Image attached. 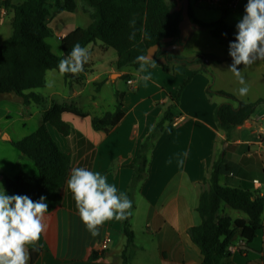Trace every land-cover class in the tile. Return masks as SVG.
<instances>
[{
  "label": "crops",
  "instance_id": "0c3cea01",
  "mask_svg": "<svg viewBox=\"0 0 264 264\" xmlns=\"http://www.w3.org/2000/svg\"><path fill=\"white\" fill-rule=\"evenodd\" d=\"M1 1L0 43L12 32L11 19L13 16L12 9L2 6ZM10 1L11 3H19L23 0ZM221 1L217 4H210L206 0H189V5L192 14L197 19L203 22H211L218 19L221 15V9L227 6ZM241 1L233 0L225 16V21L233 27V32L235 23L241 17L236 18L234 10L238 8ZM245 3L246 1L243 2V5ZM88 11L87 6H79L77 2L73 11H57L55 8L49 7L47 22L48 18L54 14L70 12L65 22L63 23V19L61 21L63 25L57 34L60 40L61 37L76 27H81L74 23L77 22L74 19L77 17L76 14L81 13L89 18L84 26L90 22ZM229 18L232 21H229ZM200 28L193 29L181 49H173L170 53L189 58L198 51L205 54H210L211 51L215 52V55H209L206 58L207 69L213 77L209 73L199 71V64L197 63L185 64L177 61L168 62L165 70L159 64L147 61L138 71L130 67L120 70L110 67L103 73L92 72L90 68L93 64L92 57L96 48L102 53L112 48L101 41V44L97 46V41L85 46L89 54L88 61L84 64L82 73L74 74L70 84L65 83L64 74L55 69H49L45 72L44 85L34 90L46 98L45 107H48L51 102H65L81 108L80 106L85 100L84 90L95 79L103 80L101 74L107 73L111 79L118 78L123 74L130 75L124 84L126 89H122L123 116L107 132L95 130L91 126L90 117L94 112L93 108L96 106V99L92 96L93 108L90 109L92 111L82 109L86 113L85 116H77L69 112L61 114V118L72 128L68 135H62L53 127H48L59 148L70 157V168L66 180L73 167H87L104 174L108 182L116 186L119 195L125 192L132 174V169L125 165L132 162L139 144L164 111L159 113V110L153 106V100H163L166 92L175 91V88L185 77L190 75L193 70L196 71L184 88L179 101V107L184 102H186L185 106L189 104L186 108L187 112L180 114L183 117L179 121H182L181 124L175 127H164L155 140L147 165V175L141 188L135 193L143 194L148 203L146 212H139L140 214L136 212V204L134 212H132L130 226L134 233L135 252L128 264H158L153 263L154 257L146 254L147 249H145L144 241L155 243V249L161 262L159 264H200L201 262L199 249L190 240L187 229L195 223L193 215L198 196L197 184L201 177L209 172L213 159V139L219 129L212 119V112L218 103L226 101L224 97L216 94L209 95L205 90L210 83L212 89L224 90L240 99L241 97H238L239 95L233 89L235 88L233 84L237 86H241V84L232 71L228 69L231 58L228 56L227 50L224 48V50H219L215 45L203 49L198 47L195 41L193 42V32ZM207 31L208 36L220 43L211 36L208 29ZM114 52L115 55H112L111 59L113 63L117 57L115 50ZM62 55V58L67 57ZM238 68L244 77V86L250 88L261 82L264 86V60H258L247 66L240 65ZM128 79L131 80V83H127ZM103 83L115 82L114 80H106ZM66 87L68 90H65ZM116 89L114 87L113 90L115 102ZM0 95L5 97H1L0 101L10 100L12 97L18 99L14 103L21 108L20 116L23 122L34 115L41 121L43 106L34 102L23 105L21 97L13 93H0ZM258 98H264V95L260 94L253 99L248 98L243 101H254ZM204 99V104H200ZM24 107L28 112L23 115ZM208 111L209 115L207 114ZM186 116L189 117L186 118ZM4 131H6L5 127L0 129V137ZM259 136L263 139L262 144L257 142ZM228 143L230 149L227 150L225 157L232 167L220 176L219 181L232 187L249 188L253 191L252 180L258 179L264 190L263 164L257 162L260 161L259 158L264 150V103L259 104L253 115L233 130ZM251 156L258 160L251 159ZM15 158L17 162L24 160L19 151L16 152ZM27 167L29 168L27 174L37 175L35 166L32 168L27 165ZM21 173L26 172L23 169L4 171L0 168V182L5 187L6 178H13ZM66 180L60 189V203L44 215L45 229L40 240L33 245H26L30 257L28 264H122L120 254L125 246V237L121 233L120 220L105 221L98 226V232L93 236L80 220L75 201L66 187ZM152 204L156 212H151L148 209V206ZM171 210H175V212H170ZM224 212H230L228 207L224 208ZM236 217H245V215H235L232 218ZM261 222L263 225L259 230L261 234L259 235L260 232L258 231L255 239L250 244L242 246V252H238L237 256L240 257V261L250 264L255 256L264 257V208L261 214ZM107 235L110 236V240L107 243V248L104 249L103 257L94 261L87 260L90 251L92 249L99 250L100 243ZM138 238H141V242H137ZM238 239L241 244L244 243L239 235ZM229 247L232 253V264L236 254L231 249L232 246ZM34 250L35 253L32 256Z\"/></svg>",
  "mask_w": 264,
  "mask_h": 264
},
{
  "label": "trees",
  "instance_id": "16d2710c",
  "mask_svg": "<svg viewBox=\"0 0 264 264\" xmlns=\"http://www.w3.org/2000/svg\"><path fill=\"white\" fill-rule=\"evenodd\" d=\"M81 2L89 8L90 22L86 26L76 27L60 38L61 51L65 56H68L77 43L85 47L89 43L101 41L116 51L117 57L114 61L116 70L130 67L138 71L144 63V60L138 58L145 57L147 49L157 44L152 61H156L164 70L167 69L168 62L177 61L185 64L197 63L199 71L211 74L206 66L205 53L198 52L187 58L161 49L170 42L179 41L178 23L181 19L182 6L175 8V4L167 0H81ZM232 2L233 0H228L227 6L221 9V16L211 22L197 19L189 5L190 19L199 27L208 29L212 37L228 46L229 40L233 38V27L225 21V16ZM1 4L10 7L13 16L12 32L0 43V93H13L21 97L23 105L34 102L44 107L41 121L34 131L20 139H10V144L20 152V155L32 161L37 169V175L21 173L13 178H6L5 188L9 194H27L34 200L45 196L48 212L60 203V189L70 168L69 155L59 148L48 127H53L62 135H68L72 128L61 118V114L69 112L85 116L86 113L79 107L65 102H51L45 107L46 98L34 91L44 85L47 70L59 71L57 65L62 58L52 52L50 44L46 41L53 35L47 24L49 0H23L19 3L2 0ZM53 5L57 11H73L76 8V1L54 0ZM168 37L172 40L164 42ZM160 58L164 61H160ZM195 72L193 70L178 84L171 103L139 144L132 162L125 165L132 169L131 178L124 192L131 200L132 207L126 210L128 214L120 220L121 233L125 237V246L120 254L122 264H128L135 252L130 219L135 208V193L141 188L147 175L151 148L164 129V124L172 120V109L179 104L181 94ZM63 74L65 83L70 84L74 74ZM122 76L126 77L125 74ZM211 76L213 77L212 74ZM205 91L209 95L216 94L226 99L214 107L212 119L218 129L223 131L227 141L232 131L251 117L259 104L264 103V98L254 101L240 100L224 90L212 89L210 83ZM115 97L116 102L111 111L90 117L93 129L107 132L122 118L123 95L115 91ZM231 167V163L225 157V151L222 150L212 159L208 174L202 176L197 184L198 196L194 211L198 220L187 229V233L192 243L199 249L200 264H231L232 253L229 246L234 236L238 233L243 244L247 245L263 227L261 214L264 197L257 196L249 188L232 187L219 181L220 176ZM225 207L241 211L245 217L232 218L224 212ZM34 253L35 250L32 256ZM103 254L104 250L92 249L87 260H97L102 258Z\"/></svg>",
  "mask_w": 264,
  "mask_h": 264
},
{
  "label": "clouds",
  "instance_id": "9594fccd",
  "mask_svg": "<svg viewBox=\"0 0 264 264\" xmlns=\"http://www.w3.org/2000/svg\"><path fill=\"white\" fill-rule=\"evenodd\" d=\"M226 35V34H224ZM227 54L231 58L228 69L245 85L238 66L251 65L264 60V0H246L243 14L234 25L233 38L228 42ZM89 54L79 43L72 47L67 57L61 58L57 67L60 73L76 74L83 70ZM144 60V57H139ZM247 86L239 88L241 96ZM66 187L75 201L77 213L85 228L95 236L98 226L105 221L122 220L132 207L126 194H117V188L107 177L87 167H73ZM46 197L33 199L27 194L9 192L0 182V264H28L29 250L40 240L47 212Z\"/></svg>",
  "mask_w": 264,
  "mask_h": 264
},
{
  "label": "rangeland",
  "instance_id": "374dc122",
  "mask_svg": "<svg viewBox=\"0 0 264 264\" xmlns=\"http://www.w3.org/2000/svg\"><path fill=\"white\" fill-rule=\"evenodd\" d=\"M53 1L54 0H49V7H52V9H54V5H53ZM168 2L174 3L176 8H180L182 6V0H167ZM246 0H242L239 3L238 8H236L234 10V12H236L235 16L236 18H239L240 16H242L243 11H241L243 9V2ZM77 4L79 6H84L81 3V0H76ZM222 4L228 2V0H222L221 1ZM81 9V8H80ZM241 11V12H240ZM219 13V12H217ZM70 12H62L59 15L58 14H54L52 16H50L48 18V25L49 27L52 29L53 31V35L51 37H48L46 39V41L50 44L51 46V50L53 53H55L56 55L59 56H63L62 51H61V47H60V41L59 38L57 36L60 28H61V21L63 19V23L65 22L66 18H68ZM75 16V14H74ZM76 18L74 17L75 21L74 22L75 25L77 26H84L85 23H87V21L89 20V18L84 15V14H76ZM221 16V15H220ZM213 19V18H210ZM229 21H232V19H228ZM5 27V25L3 26V28ZM55 32V33H54ZM205 33V34H204ZM192 39L193 42L195 41V44L198 47L201 48H206V47H211L213 45L217 46V48L220 49H225L227 50L228 46L226 45H222L220 43H218L217 41H215L214 39H212L210 36H208V31L206 28H200V29H196L193 32L192 35ZM97 42V41H96ZM212 42V43H211ZM101 44L100 41H98L96 43L97 46H99ZM192 44V43H191ZM223 49V50H224ZM199 52V51H198ZM196 52V53H198ZM195 53V54H196ZM210 54L206 53V58L209 57V55H215L216 53L211 51L209 52ZM194 54V55H195ZM112 55H115V52L112 48L109 49V51L107 52H101L98 48H96V51L93 54V64L91 66V71L93 72H100L103 73V71H105L106 69H110V67H114V63L111 61L112 59ZM147 61H152L151 60H144V63H147ZM143 63V64H144ZM153 64H157L158 63L156 61H152ZM126 77H123L122 75L119 76L118 78H113L111 79L107 73L101 74V79H95L94 81H92V84H89L88 87L84 90V95H85V100L83 101V103L81 104V110H89L92 111L90 109L93 108V100L92 98H95V103L96 106L93 108V114H91V116L95 115V116H99L102 113H104L105 111H111L113 109V104L115 102V98L113 95V90L114 87H116L117 91L122 93V89H126L124 88V84L126 81V78L129 77L130 75L125 74ZM113 81L115 83H103L104 81ZM263 82H261L260 84H258L257 86L254 87H248V92L241 96L239 94V88L244 86H237L235 84L233 88L235 93H237V95H239L238 97H241L240 99L242 100H246V99H253V97L257 96V95H264V86H262ZM65 90H68V88L66 87ZM123 94V93H122ZM3 95H0V98ZM174 96V90L170 91L169 93L166 92L164 95V99L163 100H158L155 101L153 100V106L154 108L159 110V113L162 111L171 103V99ZM5 98V97H2ZM16 100H18L16 97H12L10 100H6V101H0V129H3L5 127L6 131H4L2 134H6L7 136H9L10 139H20L21 137L31 133L32 131H34L39 123V118L36 117L35 115L32 116L31 118H29L27 121L23 122L22 117L20 116V106L16 105L14 102H16ZM205 99L203 100V102H201L200 104H204ZM185 103L182 104L179 107V104L172 109L173 111V117L177 118L180 116V114H185L186 108L187 106H189V104H187L185 106ZM46 106V105H45ZM262 106V105H261ZM82 110V111H84ZM27 109L26 107L23 108L22 113L27 114ZM187 114V113H186ZM207 114L209 115V111L207 112ZM8 116V117H6ZM172 117V120L174 119ZM189 116H186V118ZM172 120L170 122H166L164 124V127H175L179 124H181V122H179L177 125H172ZM26 124V125H23ZM233 132V131H232ZM9 139V140H10ZM231 139V137H230ZM228 139V141L230 140ZM8 139H4L2 137H0V168L3 169L4 171H8L9 169L15 170V169H23V171H25L26 173H29V168L28 166H31L32 168H34V165L32 163L31 160L24 158L23 161L21 162H17L16 158H15V154L17 151L16 148L12 147L9 143ZM227 140H225V135L223 133L222 130H218L215 135H214V139H213V146H212V150H213V158L216 156V154H218L220 151H225V155L228 149H230L229 147V143ZM261 153V151H260ZM151 156V154H150ZM149 156V158H150ZM251 159L257 161V158H254V156H251ZM257 159V160H256ZM260 161L258 160V163H264V150L263 153H261V157L259 158ZM208 174V173H207ZM198 188V186H197ZM134 203L137 205V210L136 212H140V213H144L147 210V199L144 198L143 194L139 193L135 194L134 196ZM226 208V207H225ZM135 209V208H134ZM148 209L151 212H156L154 209V205H150L148 206ZM230 210V212H226L228 213L231 217L235 216V215H244L241 211H236V210H232L230 208H228ZM134 212V210L132 211ZM170 212H175V210H171ZM139 213V214H140ZM194 221L197 222L198 218L196 213L194 212ZM259 235L261 234V231H259ZM149 241V240H148ZM137 242H141V238L137 239ZM143 243H145V249H147L146 254H148V256L150 257H154V261L153 263H161L160 262V258L157 255V250L155 249V243L152 241L150 242H146L144 241ZM232 249L234 250V253L236 254V257L234 258L232 264H247V262L244 261H240L237 255L238 252H242V246H245L244 244H241L239 239H238V233L234 236L232 243H231ZM245 260V259H244ZM133 264V263H132ZM250 264H264V257H256L252 260V262Z\"/></svg>",
  "mask_w": 264,
  "mask_h": 264
},
{
  "label": "water",
  "instance_id": "95a60500",
  "mask_svg": "<svg viewBox=\"0 0 264 264\" xmlns=\"http://www.w3.org/2000/svg\"><path fill=\"white\" fill-rule=\"evenodd\" d=\"M189 0H182V7H181V19L178 23V29H179V41L178 42H170L172 40L171 37L165 38L164 42H170L167 45H164L161 47L162 50L171 52L173 49L178 50L181 49L184 42L187 40L191 32L194 28L199 27V25L193 21H191L189 16ZM157 44H154L150 46L147 49L146 55L144 57V60H151L154 57V52L157 49ZM160 61H164L163 58L159 59ZM1 137L4 139H10L9 136L6 134H1Z\"/></svg>",
  "mask_w": 264,
  "mask_h": 264
},
{
  "label": "built area",
  "instance_id": "2783aa9c",
  "mask_svg": "<svg viewBox=\"0 0 264 264\" xmlns=\"http://www.w3.org/2000/svg\"><path fill=\"white\" fill-rule=\"evenodd\" d=\"M208 3L210 4H217L219 3L221 0H206ZM127 83H131V80L128 79ZM182 116H179L177 118H174L172 120V125H177L179 123V121L182 119ZM258 144H262L263 143V139L261 136L258 137L257 139ZM263 164V169H264V163ZM252 185H253V192L257 195V196H262L264 197V190L262 189V183L258 180V179H253L252 180ZM110 240V236L107 235L104 237V239L102 240V242L99 245V250H104L107 248V243ZM232 249V247H231ZM230 250V247H229ZM233 250V249H232ZM231 251V250H230Z\"/></svg>",
  "mask_w": 264,
  "mask_h": 264
}]
</instances>
